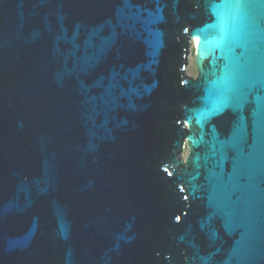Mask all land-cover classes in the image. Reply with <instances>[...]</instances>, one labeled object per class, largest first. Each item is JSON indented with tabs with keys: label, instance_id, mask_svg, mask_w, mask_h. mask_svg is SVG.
Returning <instances> with one entry per match:
<instances>
[{
	"label": "water",
	"instance_id": "obj_1",
	"mask_svg": "<svg viewBox=\"0 0 264 264\" xmlns=\"http://www.w3.org/2000/svg\"><path fill=\"white\" fill-rule=\"evenodd\" d=\"M0 264H264V0H0Z\"/></svg>",
	"mask_w": 264,
	"mask_h": 264
},
{
	"label": "rangeland",
	"instance_id": "obj_2",
	"mask_svg": "<svg viewBox=\"0 0 264 264\" xmlns=\"http://www.w3.org/2000/svg\"><path fill=\"white\" fill-rule=\"evenodd\" d=\"M195 54H196V51L193 48L191 56H190V65L187 69V72L191 77H197L198 75V71H197L196 64H195ZM187 155H188V149L185 150L184 157H186Z\"/></svg>",
	"mask_w": 264,
	"mask_h": 264
}]
</instances>
